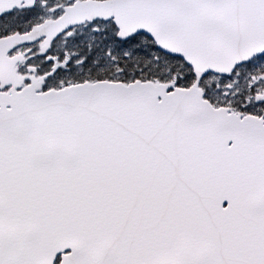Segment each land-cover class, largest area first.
I'll use <instances>...</instances> for the list:
<instances>
[{"label": "water", "instance_id": "water-1", "mask_svg": "<svg viewBox=\"0 0 264 264\" xmlns=\"http://www.w3.org/2000/svg\"><path fill=\"white\" fill-rule=\"evenodd\" d=\"M92 18L146 33L198 77L264 54V0H91L0 39V74L14 47ZM67 249L62 264H264L263 119L140 80L6 97L0 264H53Z\"/></svg>", "mask_w": 264, "mask_h": 264}, {"label": "rangeland", "instance_id": "rangeland-1", "mask_svg": "<svg viewBox=\"0 0 264 264\" xmlns=\"http://www.w3.org/2000/svg\"><path fill=\"white\" fill-rule=\"evenodd\" d=\"M74 1L34 0L26 6L17 4L10 13H0V38L14 33H28L34 25L55 20ZM138 36L135 39L128 36L127 41L120 40L118 29L112 22L92 21L58 36L49 46L41 39L24 44L8 55L10 58L18 57L12 70L25 76L20 87L32 85L33 76L39 80L37 89L40 92L106 76L118 81L129 75L125 82H130L145 79L141 76H148V72L156 69L167 74L170 80L165 81L168 83L185 75L183 62L174 60V63L171 59L157 55L154 41L145 34ZM132 60L135 66L130 64ZM142 63L149 67L143 69ZM173 66L179 73L171 71ZM189 84L202 88L204 95L215 106L227 107L242 115L264 117V54L238 65L231 75L212 72L200 78L195 77ZM12 85L3 86L0 83V91L11 93ZM180 85L185 86L182 83Z\"/></svg>", "mask_w": 264, "mask_h": 264}, {"label": "trees", "instance_id": "trees-1", "mask_svg": "<svg viewBox=\"0 0 264 264\" xmlns=\"http://www.w3.org/2000/svg\"><path fill=\"white\" fill-rule=\"evenodd\" d=\"M154 48L158 51V54L157 55H159V56H161V57H165V58H167V59H171V60H178V61H180V62H183V60H181V59H179V58H174V57H172V56H170V55H167V54H165V53H163L161 50H159L156 46H154ZM174 63H175V61H174ZM130 64L132 65V66H135L136 65V63H134V60H132V61H130ZM143 65H141V66H143L144 68L143 69H146V67L148 68L149 66H146L145 65V63H142ZM146 66V67H145ZM183 66H184V70H183V72H185V75L183 76V77H179V78H177V80L176 81H174V82H171L172 84H175V85H177V83H182V84H186V85H189V83H191L194 79H195V76H194V74H193V72H191V70H190V67L189 66H187L184 62H183ZM158 68V67H157ZM172 70L171 71H174L173 73H179V72H177V71H175L174 69V66L171 68ZM148 74V76H144V77H149V78H154L156 81H162V80H165L167 77V74L165 73H162V71H161V69H156L155 71H153V72H148L147 73ZM128 75V74H127ZM129 75L127 76V78L126 77H123V79L124 80H126V79H129ZM167 79H169V78H167ZM176 82V83H175Z\"/></svg>", "mask_w": 264, "mask_h": 264}, {"label": "flooded vegetation", "instance_id": "flooded-vegetation-1", "mask_svg": "<svg viewBox=\"0 0 264 264\" xmlns=\"http://www.w3.org/2000/svg\"><path fill=\"white\" fill-rule=\"evenodd\" d=\"M34 1V0H33ZM33 1H32V3H33ZM31 3V4H32ZM17 4H21V3H17V2H15L13 5H12V8L11 9H13V7L15 6V5H17ZM10 9V10H11ZM7 12H9V11H7ZM7 12H4V11H2V10H0V13H7ZM56 68V67H55ZM43 79V78H42Z\"/></svg>", "mask_w": 264, "mask_h": 264}]
</instances>
